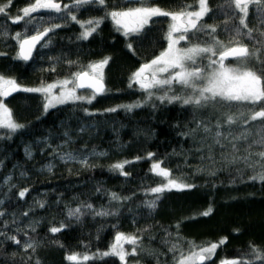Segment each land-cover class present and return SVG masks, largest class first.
Segmentation results:
<instances>
[{
    "label": "trees",
    "instance_id": "obj_1",
    "mask_svg": "<svg viewBox=\"0 0 264 264\" xmlns=\"http://www.w3.org/2000/svg\"><path fill=\"white\" fill-rule=\"evenodd\" d=\"M56 1L62 2V6L73 5L66 0ZM29 3L30 0H0V5L10 4L6 14H0V53L3 54L0 74L5 78L14 79L21 88H39L72 79L73 73L88 70L87 65L110 59L103 70L106 91L91 104L69 102L45 112V98L39 92L16 91L0 97L14 121L23 125L16 132L0 128V200L3 201L0 212L4 213L0 216V231L21 241V245L3 242L0 264H37V261L39 264H121L117 256L96 255L110 249L117 233L139 237L137 254L129 255L127 264H174V255L179 257L180 251H169L173 244L188 254L191 244L208 246L219 243L221 238H226V243L204 264H220L223 260L264 264V260H257L252 253L253 247L264 253V182L251 179L260 171L257 163L260 158L255 153L264 150V146L255 143L264 138V118L252 120L251 116L264 110V101L255 104L238 101L232 102L231 107L209 105L197 109L180 102L161 103L156 98L163 94L161 91L149 99L136 84L129 87L132 74L166 49L171 24L170 17H153L139 34L126 37L107 13L142 6L135 0H105L104 5L72 7L71 14L80 22L101 20L87 40L78 39L84 29L63 8L61 13L47 10L33 13L35 19L31 25L24 20L13 23ZM143 5L169 12L199 8L198 0H143ZM208 6L211 11L199 23L215 26L214 35L226 46H237L239 42L250 51L260 48L247 62L249 68L258 66L264 60V45L257 44L264 41L260 35L264 25L256 6L249 7L247 28L241 26L245 33L253 30L252 39L236 35L235 26L241 14L233 11L234 4L230 7L227 0H208ZM54 24L61 27L49 34L29 62L16 59L19 41L13 37L17 33L26 38L35 34L36 28L42 30ZM208 33L207 28L195 36L189 33L191 39L185 40L183 46L203 45L210 40ZM45 43L47 47L43 46ZM205 60L206 57L202 58L200 65H205ZM235 61L238 60L232 62ZM261 86L264 87V80ZM172 92L186 95L191 90L174 84ZM130 104L142 106L130 112L123 107L115 112L105 111ZM84 109L95 115H86ZM213 113L220 118L225 135L231 134L228 140L221 139L224 147L214 143L217 120ZM228 115L235 118V123H225ZM198 121L213 127V133H204L203 126L197 129ZM81 127H89V131L81 133ZM66 131L71 136L68 143H65ZM243 132L249 133L247 139L232 140ZM230 140L237 145L235 153ZM26 148L31 151L30 157L25 153ZM93 150L105 155L93 156ZM67 152L78 159L61 160L60 155ZM148 153L154 155L149 158ZM249 153H252L249 163L254 168L243 161L237 164L225 161V157L249 156ZM85 156L88 166L78 162ZM124 161H130L125 164L126 176L111 168ZM155 162L170 171V178L195 187L165 191L155 208L149 209L145 202L155 199L149 189L166 182L151 171ZM212 171L215 175L210 174ZM22 172L25 175L21 176ZM9 177V183L4 184ZM25 188L28 192L21 199L18 192ZM112 193L127 199L112 200ZM38 201L44 202L43 208ZM88 204L92 209L82 207ZM76 208L82 209L79 220L68 216V211ZM209 208L210 214L202 215ZM101 210L113 214H95ZM25 212L27 216L23 215ZM33 223L34 231L28 227ZM61 224L65 225L61 231L50 232L51 227ZM29 240L36 243L35 251L23 248V243ZM73 253L81 258L84 255L93 258L68 261L66 256Z\"/></svg>",
    "mask_w": 264,
    "mask_h": 264
},
{
    "label": "snow or ice",
    "instance_id": "obj_2",
    "mask_svg": "<svg viewBox=\"0 0 264 264\" xmlns=\"http://www.w3.org/2000/svg\"><path fill=\"white\" fill-rule=\"evenodd\" d=\"M132 2V0H129ZM136 3H140L142 6L138 7H128L126 10H113L107 15H109L119 29H123V34L127 37L132 34H139L144 27L149 23L153 17L165 16L171 18V24L167 32L166 39L168 41L167 48L162 51L158 56L152 59L150 62L141 65V67L132 74L131 83L129 87L133 84H138L139 87L144 90L149 99H152L156 91H161L163 94L156 97L163 102L169 104L180 102L184 106L192 105L197 109L206 108L209 105L231 107L232 102L246 101L255 104L260 101H264V87H262V80H264V60H260L258 66L249 68L247 67L248 60L255 56L260 48H256L250 51L247 46L240 45L237 42V46H226L222 41L216 38L214 35L217 31L215 26H203L199 22L205 17L211 9L208 6V0H198L199 8L197 11H179V12H169L162 10L157 6H144L143 0H135ZM92 3H99L100 5L105 4V0H74L73 5L64 4L63 6L56 2V0H30L28 6L21 9L22 16L17 15L13 19V23H18L24 20L25 24L31 25L35 19L32 14L37 13L41 10L52 11L56 13H61L62 8L67 9L72 21L81 23V27L84 31L81 32L78 39L87 40L94 32H96L100 19L89 20L87 22H80L77 20L76 15L71 14L72 7H78L81 5H88ZM228 5L234 4V12L238 10L241 14L239 18V24L235 26V33L237 36L247 35L249 39H252V29H248L247 32H243V28H247L246 18L249 15L250 5L256 6V12L258 17L261 19V24L264 25V0H227ZM10 4L0 5V14H6L7 8ZM27 18V19H25ZM43 20V17L40 18ZM61 25L54 24L50 27H44L42 30L40 28L35 29V34L28 35L26 38H21V33H17L14 39L19 41V52L16 59L23 61H28L32 55L33 49L48 37L49 33L53 32L55 28H59ZM206 28L209 30L210 40L206 41L203 45L200 43L191 44L187 47H177L181 41L190 40L189 33L195 36L196 33L204 32ZM227 31V29H225ZM179 33L178 36L174 34ZM260 35L264 37V32ZM50 42V41H49ZM257 44L264 45V41H257ZM47 47V43L43 45ZM131 47V45H129ZM219 50V59H214L217 56ZM0 55H3L0 53ZM206 56L207 64L200 65L198 61ZM229 57L236 58L240 61L239 67H231L225 63V60ZM110 58H104L96 63H91L87 65L88 70L77 71L72 74V79H65L60 82L59 85L55 83L47 84L46 86H41L39 88H21L14 79L5 78L0 74V97H6L11 95L16 91L24 92H39L44 94L45 103L43 109L47 112L50 108H54L57 105L67 104L69 102H85L91 104L97 96L105 93L106 89L103 82V70L105 66L109 63ZM259 60V58H258ZM70 64L74 62L69 61ZM164 74H168L165 76ZM174 84H179L185 89H190L191 93L186 95H176L172 92V86ZM69 85H72L69 87ZM60 88L59 94H54L53 89ZM77 89H88L90 90L89 95H78ZM140 104H130L121 105L118 107L106 109V112L118 111L119 107H123L126 111H132L136 107H140ZM86 115H95V113L90 112L88 109H84ZM213 118L217 120L214 125V143L221 144V139L228 140L230 133L225 135L221 130L222 124L219 117L215 116L213 113ZM257 118H264V110L256 111L254 115L251 116L252 120ZM210 123V121H209ZM226 124L235 123V118L228 115L225 120ZM203 126V131L206 134L213 133V127L204 124L203 121L197 122V129ZM23 125L18 124L12 118L9 109L5 106L4 102L0 100V128L8 129L10 132H16L18 129L22 128ZM81 133L89 131V127H81L79 129ZM195 131V129L193 130ZM249 133L243 132L239 136L232 137V140H242L247 139ZM66 138L65 143L71 140L69 132L64 133ZM232 140L229 142L232 143ZM255 143L264 146V138H261ZM251 147V146H250ZM233 152H237L238 148L235 143H232ZM26 155L31 156V151L25 149ZM93 156L105 155L103 152H96L93 150L91 153ZM154 154L148 153V157L151 158ZM239 156L233 155L230 159L225 157L227 164H237L243 161L248 164L249 167H255L254 164L249 163L250 156ZM256 156L260 158L257 162L260 164V171L251 177L253 180H260L264 182V150L255 153ZM211 158V157H209ZM61 160L72 161L77 160V155L72 152H67L60 155ZM136 159H140L137 157ZM79 163L84 166H88L89 161L87 157L79 158ZM130 163V161H124L120 163H115L111 166L112 170L119 171L120 175L126 176L128 173L124 171L125 164ZM51 170V166H49ZM151 171L156 175L163 177L166 182L161 183V185L156 187H151L149 189L150 193L155 195V199L146 201V207L153 209L156 206V201L160 198V195L165 191H171L173 189L177 191H182L185 189L194 188L195 185L185 183L183 181H178L177 179L170 178L171 173L168 169L161 167L160 162H155L151 165ZM215 175V171L210 173ZM25 173H21V176ZM10 180L6 178L3 183L8 184ZM15 187V185H11ZM100 191V189H97ZM28 192V189H23L18 192L19 198L23 199ZM112 200L127 199L119 197L116 193L111 194ZM3 201L0 200V204ZM41 208L44 207L43 201L37 202ZM88 209H92V205L88 204L86 206ZM212 211L209 208L207 211L203 212L202 215L207 216ZM82 214L81 208L70 209L68 211L69 217H74L79 220ZM96 215L106 216L112 215L110 211H98ZM4 213L0 212V216ZM28 215V212L23 214ZM33 231L35 230L34 223L28 225ZM65 227L61 224L60 227H51L49 230L52 233H57ZM0 237L4 240H0V246H2L5 240L11 241L16 245H21V241L17 239L15 235H8L5 232L0 231ZM115 243L111 245L108 251L103 253H98V256H117L121 261V264H127L126 258L129 255H136L140 246L139 237L136 235H125L123 233H117L115 237ZM226 243V238H221L219 243H211L208 246H197L191 244L190 251L188 254L180 249L179 245L173 244L169 251L176 253L180 251L179 257L174 255V264H204L205 261L211 260L215 254L217 248ZM132 245L131 251H127L124 245ZM23 248L25 250L35 251L36 243L34 241H26L23 243ZM198 249V250H197ZM252 253L257 260H264V253L258 248L253 247ZM88 255H84L82 258L79 254L73 253L66 256L68 261L78 262L81 259L83 261H88L92 259ZM37 264L39 262L37 261ZM221 264H253L251 260L241 261V260H223Z\"/></svg>",
    "mask_w": 264,
    "mask_h": 264
},
{
    "label": "rangeland",
    "instance_id": "obj_3",
    "mask_svg": "<svg viewBox=\"0 0 264 264\" xmlns=\"http://www.w3.org/2000/svg\"><path fill=\"white\" fill-rule=\"evenodd\" d=\"M66 1H69V2H74V0H66ZM57 2V1H56ZM122 32H123V29H122ZM179 35V33H176V34H174V36H178ZM185 41H181L180 42V44L179 45H177V47H184L183 46V43H184ZM167 44H168V41H167ZM166 48H167V46H166ZM217 55H219V51L217 52ZM206 57V56H205ZM204 57V58H205ZM217 57V56H216ZM216 57H213L214 59H217ZM201 60H199L198 61V64H200L201 62H200ZM202 63H204V62H202ZM225 63L228 65V66H231V67H239L240 66V61H235V62H232V61H225ZM207 64V58H206V60H205V65ZM165 76H167L168 74H164ZM55 84H57V85H59L60 84V82L59 83H55ZM137 85V87H138V89H141L140 87H139V85L138 84H136ZM72 85H69V87H71ZM53 93L54 94H59V92H60V88H59V86L58 87H56V88H54L53 90ZM42 94V93H41ZM77 94L78 95H83V94H81L80 92H78L77 91ZM43 96H44V94H42ZM3 98V97H2ZM45 98V97H44ZM46 102V101H45ZM58 106V105H57ZM116 241L114 240V242H113V244L115 243ZM124 248H125V250H127V251H131V248H132V245H128V244H125L124 245ZM80 261H83L82 259L80 260ZM209 261V260H208ZM205 262H207V261H205ZM221 264V263H220Z\"/></svg>",
    "mask_w": 264,
    "mask_h": 264
},
{
    "label": "water",
    "instance_id": "obj_4",
    "mask_svg": "<svg viewBox=\"0 0 264 264\" xmlns=\"http://www.w3.org/2000/svg\"><path fill=\"white\" fill-rule=\"evenodd\" d=\"M58 3H60L61 5H62V2H58ZM50 34V33H49ZM49 36V35H48ZM47 38V37H46ZM46 38L43 40V41H41L39 44H37V46L33 49V51H32V55H31V57H30V59L28 60V61H23V60H21V61H23V62H29L31 59H32V57H33V55H34V53H35V51H36V49L39 47V45H41L45 40H46ZM18 52H19V48H18ZM217 59H219V55H218V58ZM233 60H236V58H233V57H229V58H227L225 61H233ZM105 86V85H104ZM77 91L78 92H90V90H88V89H77ZM100 96V95H99Z\"/></svg>",
    "mask_w": 264,
    "mask_h": 264
}]
</instances>
